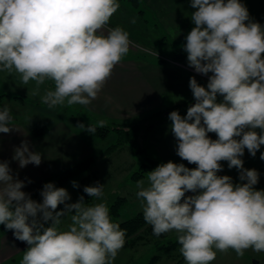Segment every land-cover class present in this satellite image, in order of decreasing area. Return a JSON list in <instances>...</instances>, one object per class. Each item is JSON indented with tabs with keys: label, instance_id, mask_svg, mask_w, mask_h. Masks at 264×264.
<instances>
[{
	"label": "clouds",
	"instance_id": "1",
	"mask_svg": "<svg viewBox=\"0 0 264 264\" xmlns=\"http://www.w3.org/2000/svg\"><path fill=\"white\" fill-rule=\"evenodd\" d=\"M119 7L117 0H0V71H15L25 85L35 81L33 95L46 80L53 81L54 90L41 97L49 109L65 101L89 105L129 51V33L107 27ZM191 7L195 26L185 37L187 62L196 73L212 75L206 87L191 77L195 103L185 116L172 111L168 119L176 154L197 167L162 163L148 173L147 186L137 181L136 196L153 235L175 231L186 264H211L217 251L264 252V190L254 187L258 171L244 168L240 158L245 149L255 157L264 145V26L250 19L240 0H192ZM11 120L5 106L0 133L14 129ZM106 124L98 121L101 128ZM78 127L85 129L83 123ZM96 129L90 123L86 128L91 134ZM12 159L24 168L39 166L42 155L25 140ZM221 161L238 170L240 183L217 175ZM104 186L97 182L83 191L100 198ZM24 187L9 162H0V224L27 243L20 264H112L126 233L110 219L105 202L89 205L80 196L68 204L67 189L49 182L38 203ZM68 216L71 223L61 230Z\"/></svg>",
	"mask_w": 264,
	"mask_h": 264
},
{
	"label": "crops",
	"instance_id": "2",
	"mask_svg": "<svg viewBox=\"0 0 264 264\" xmlns=\"http://www.w3.org/2000/svg\"><path fill=\"white\" fill-rule=\"evenodd\" d=\"M144 2L149 5V3L171 1L144 0ZM181 16L186 20L187 16L184 13ZM176 17L162 13L159 16L160 23L165 28L172 29ZM103 32L107 34V28ZM163 41H167V37ZM180 48H184V46ZM177 51L172 52L170 49L164 54L157 53L159 55H156V58L161 56L158 60L138 53L131 56L126 54L120 63L114 67L110 78L98 93L97 98L92 100L89 105L75 104L76 109L80 114L84 112L85 115L94 116L99 121L131 124L155 110L178 103L177 99L182 97V101L194 100L189 87V80L194 76L202 86L204 82L199 81L198 78L203 75L187 69L184 63L174 60L173 56ZM155 53L152 52L151 54ZM263 56L264 54H262V58ZM207 83L204 87L207 86ZM35 87V81H30L26 85L23 84L20 75L15 71L11 73L0 71V93L4 94L0 110H3L5 106L9 108L12 116L10 127L14 128L9 133H0V162H9L12 174L25 181V187L22 188V191L30 194V196L42 189L45 183L43 179L52 172H49L52 167L48 165L52 158H57L62 163H75L82 157L91 155V149L86 144L87 136L97 137L86 130L87 125L92 122L84 124L85 129L78 127L81 124L80 115L77 119L78 122H70L62 116L61 120L52 127L41 122L31 125L29 124L30 119L29 122L21 121L22 115L31 114L34 107H39L33 106L32 103L37 102V99L53 89L54 82L46 80L44 84L40 85L37 95H33ZM170 125L171 121L169 120L156 126L150 132L148 135L149 147L156 154L154 156L164 162L188 163L176 154L177 141L171 133ZM109 134L110 132L108 136ZM210 138L212 139V137ZM25 140L28 142L31 151L41 153L42 162L39 166L29 164L20 168L18 162L12 159L14 148L19 147ZM64 167L65 165L62 164V168L55 172L62 171ZM28 180H31V183H28ZM2 229L5 231L0 233V264H20L24 251L28 248L27 243L17 240L14 236V230L6 229V227ZM129 249L124 244L120 252H127Z\"/></svg>",
	"mask_w": 264,
	"mask_h": 264
},
{
	"label": "rangeland",
	"instance_id": "3",
	"mask_svg": "<svg viewBox=\"0 0 264 264\" xmlns=\"http://www.w3.org/2000/svg\"><path fill=\"white\" fill-rule=\"evenodd\" d=\"M171 2L165 3H146L144 0H117L120 7L115 14L111 17L107 27L115 28L117 26L123 28L129 33V39L131 41L129 51L127 56L144 55L148 57H153L157 59L161 56L157 53H167L170 49L172 52L177 51L180 47H183L186 43L185 37L195 26L191 20V14L196 10L191 7L192 0H170ZM244 4L248 11L250 19L264 26V0H240ZM177 16L174 19V28H165L160 22L159 16L162 14ZM185 14L186 20L181 16ZM134 21V22H133ZM247 23V21L245 22ZM104 35H107L104 33ZM167 37V41H163ZM156 52L155 54H151ZM264 58V56H263ZM212 75L209 73L207 76ZM199 76V75H198ZM208 77L199 76L198 80L203 81L202 86H205L208 82ZM50 90H54L50 89ZM183 98V97H182ZM177 99L178 102H183V99ZM35 100V99H34ZM32 104L34 107L33 113H27L22 115L21 121L32 123H46L50 127L55 126L62 116L66 117L70 122H78L77 119L80 115L81 123L86 124L87 122H92L98 124L99 119L94 116H87L76 109L74 105H68L67 102L63 105H58L55 108L49 109L48 106L37 99ZM223 97L217 96V102H222ZM38 104V105H37ZM66 112L65 114H63ZM112 124L111 122H107ZM259 134L260 129H256ZM215 133H208L212 140L217 139ZM88 140L86 144L91 149V156H96V160L92 163L90 168L79 175L74 176L66 185L70 200L66 203H76L80 196L84 197V202L89 203V205L105 202L107 207L110 208L111 205L120 197H126V203L121 208V216L119 219H126L137 212H143L140 202L136 196L137 181L144 180L145 186H147V176L140 179H133L132 174L137 171V168L143 163L148 162L150 158H156L155 153L152 149H148V154L140 153L136 154L134 149L130 146H122L110 152L108 155L104 154L111 144L117 141V132L111 130L109 136L106 139H101L100 137L87 136ZM241 137H237L236 139ZM264 152V145H261L260 149L257 151L256 156L253 157L249 154L248 150L245 149L244 155L240 157L244 162V168L246 169H256L259 173V181L254 187L257 190H264V160L260 159L261 153ZM156 155V154H155ZM86 157H82L84 159ZM164 162V161H163ZM167 163V162H165ZM223 170L218 172L217 175L224 176L228 175L232 177L233 183H240L239 172L236 168L229 169L227 161H221ZM62 164L65 165L64 169L68 166L74 164L70 162H61L57 158H52L48 165L52 168V171L48 173L49 175L43 179L45 183L54 181L62 171H57L62 168ZM69 164V165H68ZM189 169H194L197 167L195 164L183 163ZM43 168V167H41ZM42 181V182H43ZM76 181L78 187H73L72 182ZM99 182L104 186L103 196L100 198H92L87 195L83 189L85 186H94ZM246 182V181H245ZM44 183V184H45ZM43 188V187H42ZM41 190V189H40ZM38 190V191H40ZM33 195V194H32ZM186 196L194 195V193L188 192ZM183 202V201H181ZM64 205H58L56 211H61ZM72 214H75L73 210ZM50 223V222H49ZM71 223L70 216L63 218L61 225H59L61 230H66L68 225ZM2 224H0V233L2 234L5 230L2 229ZM49 226L48 224L45 225ZM151 241L148 243H139L135 248H130L127 252H118L112 264H147L151 257L157 253L159 250L157 248L156 242L160 239L177 237L175 231L162 234L157 237L153 235L152 227L150 228L149 234ZM215 250V249H214ZM21 261V260H20ZM178 260H173L169 258H163L156 264H176ZM181 264H186L184 260ZM211 264H264V252H255L251 248L244 251L243 256L237 255L233 249H229L227 252H216V259L211 262Z\"/></svg>",
	"mask_w": 264,
	"mask_h": 264
},
{
	"label": "trees",
	"instance_id": "4",
	"mask_svg": "<svg viewBox=\"0 0 264 264\" xmlns=\"http://www.w3.org/2000/svg\"><path fill=\"white\" fill-rule=\"evenodd\" d=\"M173 59L177 62L186 64L185 62L187 61V53L184 51V48H180L174 54ZM3 96L4 94L0 93V105L2 104ZM193 101V99H189L183 102L175 103L165 108L155 110L131 124L107 123L105 127L101 128L98 126V124L91 123L92 125H97L96 132L92 134L100 137L101 139H106L108 137V133L111 132V130H115L117 132V141L108 146L107 150L103 152L104 154L102 155H108L110 152H114L118 148L126 145L134 149L136 154H148L147 148L150 149L148 135L150 132L156 126L169 121L168 116L172 111H178L181 116H185L188 107L193 105ZM95 160L96 156L90 155L75 162L64 169L60 175L54 181H52V183H54L57 188H64L74 176L86 172ZM162 163L165 162L157 158L149 157V161L143 162L137 168V171L132 174V178H143L148 172L154 170ZM41 190L31 196V198L38 203H42L43 200L42 196L40 195ZM126 200V197L118 198L109 208V215L113 222L119 223L121 229L125 230V245L129 248H135L139 243L145 244L151 241V237L148 235L151 225L145 222L143 212H137L126 219H119L121 216V208L126 203ZM1 227L4 228L5 226L2 225ZM156 244L159 251L151 257L147 264H156L163 258L178 260L176 264H181V262L184 261V258L179 251L181 245L178 243L177 237L163 238L158 240Z\"/></svg>",
	"mask_w": 264,
	"mask_h": 264
},
{
	"label": "built area",
	"instance_id": "5",
	"mask_svg": "<svg viewBox=\"0 0 264 264\" xmlns=\"http://www.w3.org/2000/svg\"><path fill=\"white\" fill-rule=\"evenodd\" d=\"M184 66L187 68V69H190L192 70L193 72H195V70L191 67H189L188 63L184 64ZM196 73V72H195ZM198 74V73H197ZM199 75H203V74H199ZM203 76H206V75H203Z\"/></svg>",
	"mask_w": 264,
	"mask_h": 264
},
{
	"label": "water",
	"instance_id": "6",
	"mask_svg": "<svg viewBox=\"0 0 264 264\" xmlns=\"http://www.w3.org/2000/svg\"><path fill=\"white\" fill-rule=\"evenodd\" d=\"M195 103V99H194V101H193V104Z\"/></svg>",
	"mask_w": 264,
	"mask_h": 264
}]
</instances>
